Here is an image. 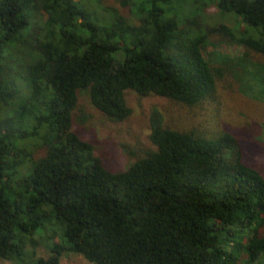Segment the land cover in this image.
I'll return each mask as SVG.
<instances>
[{
	"label": "trees",
	"instance_id": "1",
	"mask_svg": "<svg viewBox=\"0 0 264 264\" xmlns=\"http://www.w3.org/2000/svg\"><path fill=\"white\" fill-rule=\"evenodd\" d=\"M115 1L129 17L104 0H0V112L20 101L0 117V259L61 264L70 252L92 264H237L245 254L264 264V172L233 130L174 129L154 109L153 148L129 150L134 162L113 169L87 137L91 116L74 128L85 91L113 123L133 113L127 91L195 107L230 89L264 111V0H193L236 16L239 32L182 18L184 0ZM222 45L243 53L210 52ZM28 139L41 141V157L20 149ZM47 234L54 239L36 238Z\"/></svg>",
	"mask_w": 264,
	"mask_h": 264
},
{
	"label": "rangeland",
	"instance_id": "2",
	"mask_svg": "<svg viewBox=\"0 0 264 264\" xmlns=\"http://www.w3.org/2000/svg\"><path fill=\"white\" fill-rule=\"evenodd\" d=\"M184 1V11L181 13L182 18L197 20L204 27H215L224 24L233 29V31L238 32L244 28L240 19L233 14L222 15L212 5H203L198 10L193 0ZM104 4L111 7H119L121 13L129 17L127 10L121 8L115 0H104ZM88 8L91 12L97 13L102 19L111 21L112 15L106 12L102 6L97 5V3L89 2ZM191 27L192 30L197 29L196 26L192 25ZM210 52L212 54L215 53L217 56L238 57L242 55L243 49L239 46L222 45L217 49L211 48ZM19 57H25V53L23 51L20 52L18 54ZM215 57V55L212 56V58ZM17 80L23 91V96H26L28 94L27 87L23 80ZM230 91V89L220 91L213 100L209 99L195 107H187L158 96L141 98L135 92L127 91L126 100L133 113L128 120L121 123L108 121L95 109L91 103L89 93L85 91L80 93V106L74 112V128L77 129L80 126L79 118L90 115V133L87 132V137L91 135L97 140V153L103 155L106 163L113 169H126L135 160L134 157L129 155V150L141 155V152L146 147L153 148L149 140V118L154 109H159L164 114L166 125L174 129L197 130L208 134L220 133L225 129L233 130L243 144L246 161L260 167L264 172V111L260 110L261 106L259 103L244 97L240 93L233 95ZM19 103L20 101L3 107L0 117L3 116L2 113L5 115L10 113ZM40 143L39 139H28L23 141L19 147L20 149H25L32 157L38 158L43 155V151L37 149ZM27 167L28 164L24 168L20 167V173H24ZM36 238L42 243H45V240L49 242L54 239L50 234L41 237L37 235ZM55 241L61 242L58 237L55 238ZM48 255L45 246L38 248L39 257H48ZM246 260L245 254H241L237 264H246ZM0 264L14 263L0 259ZM61 264L92 263L88 262L80 254L66 252L62 257Z\"/></svg>",
	"mask_w": 264,
	"mask_h": 264
}]
</instances>
